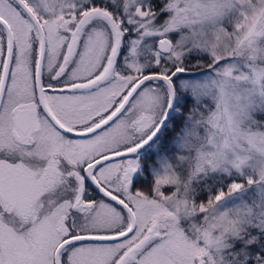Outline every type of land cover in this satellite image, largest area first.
<instances>
[{"label": "snow or ice", "instance_id": "snow-or-ice-1", "mask_svg": "<svg viewBox=\"0 0 264 264\" xmlns=\"http://www.w3.org/2000/svg\"><path fill=\"white\" fill-rule=\"evenodd\" d=\"M0 264H264V0H0Z\"/></svg>", "mask_w": 264, "mask_h": 264}, {"label": "flooded vegetation", "instance_id": "flooded-vegetation-1", "mask_svg": "<svg viewBox=\"0 0 264 264\" xmlns=\"http://www.w3.org/2000/svg\"><path fill=\"white\" fill-rule=\"evenodd\" d=\"M95 194V193H94ZM97 198H99V197H97Z\"/></svg>", "mask_w": 264, "mask_h": 264}, {"label": "trees", "instance_id": "trees-1", "mask_svg": "<svg viewBox=\"0 0 264 264\" xmlns=\"http://www.w3.org/2000/svg\"><path fill=\"white\" fill-rule=\"evenodd\" d=\"M189 103H190V101H189Z\"/></svg>", "mask_w": 264, "mask_h": 264}]
</instances>
